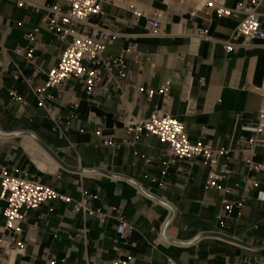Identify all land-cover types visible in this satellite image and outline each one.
Listing matches in <instances>:
<instances>
[{
  "label": "crops",
  "instance_id": "obj_1",
  "mask_svg": "<svg viewBox=\"0 0 264 264\" xmlns=\"http://www.w3.org/2000/svg\"><path fill=\"white\" fill-rule=\"evenodd\" d=\"M204 2L102 4L92 22L118 33L104 55L136 46L126 64L137 88L122 98L106 80L104 90L90 95L76 78L45 88L46 73L70 43L57 36L47 8L66 11L65 0H0V165L26 168L71 198L29 212L21 250L6 264H112L128 257V264H165L168 258L174 264H264V173H252L258 188L244 189L248 170L239 138L249 133L236 129L258 117L262 98L254 87L264 88V39L227 48L225 42L242 41L232 36L244 16L219 17ZM257 10L264 31V0ZM136 11L159 15L160 34L148 35L147 18ZM200 28L208 29L209 39L196 35ZM24 47L36 48L34 64L17 53ZM166 82L167 105L161 94H147ZM188 86L192 112L182 99ZM126 105L130 113L123 115ZM162 108L183 121L193 142L224 148L235 133V151L223 158L233 171L222 182L230 192L207 188L209 168L200 158L168 163L167 144L157 137L130 139V124ZM255 159L264 162V146ZM5 205L0 198V230ZM122 223L125 234L118 231Z\"/></svg>",
  "mask_w": 264,
  "mask_h": 264
},
{
  "label": "built area",
  "instance_id": "obj_2",
  "mask_svg": "<svg viewBox=\"0 0 264 264\" xmlns=\"http://www.w3.org/2000/svg\"><path fill=\"white\" fill-rule=\"evenodd\" d=\"M65 1L68 3L66 11L47 8L51 14L49 17L50 24L56 28L57 36L60 40L69 37L70 43L63 51L59 64L46 73L47 83L45 88L62 87L67 85L69 79L76 78L87 94L90 95L98 87L104 90L102 82L106 80L110 89L120 92L123 98L126 90L131 87L137 88V83L133 80L126 64V55L134 52L136 46L130 44L119 56H105L106 48L114 44L118 33L109 28L98 26L92 22V18L102 14V4L108 0ZM261 2L262 0H246L231 8L225 4V0H205L203 7L219 17L243 15V20L232 36L234 39L242 37V41L239 43L225 42V45L227 48L234 46L247 48L253 46L256 40L264 39L261 13L257 10ZM135 14L146 16L148 35L157 36L160 34L163 21L159 15L153 11H136ZM192 14H196V9L192 10ZM196 35L202 39H209L207 28H200ZM31 37L29 36V38ZM35 50V47H24L23 49L18 48L17 53L24 56L29 63L34 64L36 60ZM37 71H40V69L37 68ZM28 81H31V79L28 78ZM169 84L170 82H166L158 90H149L147 92L148 96L152 97L155 93H159L163 96L167 105L170 98ZM70 88L73 89L74 85H70ZM43 90L45 89L42 88L40 92ZM188 90L189 86L184 91L182 99L188 104L187 111L192 112L194 105ZM254 90L262 98L257 120L236 126V129L239 128L249 133L248 136L239 138L241 159L248 170L244 181L245 190L255 189L259 186V181L252 173H264V162L255 159L257 148L264 146V138L259 136L260 133L264 132V88L254 87ZM41 103L43 102L41 101ZM129 113L130 108L126 105L122 110V114L128 115ZM127 133L132 140L138 139L142 134L147 133L167 144L168 163L177 159L200 158L201 162L209 168L206 181L207 188L223 192L231 191L230 187L222 184L223 180L229 178L233 172L228 164L223 162V158L231 156L235 151L232 145L235 138L234 132L228 136L230 143L224 148L193 142L185 130L183 121L162 108L153 111L146 118L135 121L133 125L130 124ZM180 170L182 171V169ZM186 173L191 176L193 171L190 170ZM0 189V198L6 204L0 230V264H6L5 262L16 251L21 250L22 242L18 238L24 232L23 222L29 212L38 209L51 200L61 199L70 202L71 198L42 182L26 168L22 170L13 168L10 170L0 165ZM259 199L264 201V192L260 193ZM229 208H232L231 204H229ZM81 209V206H75L76 211ZM97 215L102 220L106 219L104 214L99 213ZM118 231L120 234H125L127 232L126 225L124 223L120 224ZM130 259V257L118 258L112 264H128ZM54 263V261L50 262V264ZM165 264H174V262L171 258H168Z\"/></svg>",
  "mask_w": 264,
  "mask_h": 264
}]
</instances>
